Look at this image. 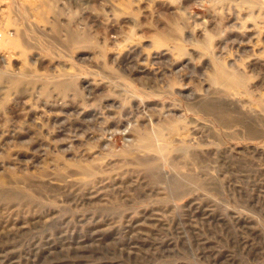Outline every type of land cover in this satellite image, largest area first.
Masks as SVG:
<instances>
[{
	"label": "rangeland",
	"instance_id": "obj_1",
	"mask_svg": "<svg viewBox=\"0 0 264 264\" xmlns=\"http://www.w3.org/2000/svg\"><path fill=\"white\" fill-rule=\"evenodd\" d=\"M0 264H264V0H0Z\"/></svg>",
	"mask_w": 264,
	"mask_h": 264
},
{
	"label": "bare ground",
	"instance_id": "obj_2",
	"mask_svg": "<svg viewBox=\"0 0 264 264\" xmlns=\"http://www.w3.org/2000/svg\"><path fill=\"white\" fill-rule=\"evenodd\" d=\"M163 35V34H162ZM164 36V35H163ZM160 40V39H159ZM163 40H164V37H163ZM220 72V71H219ZM223 72V71H222ZM218 74H220V73H218ZM217 74V75H218ZM221 75V74H220ZM217 78H219V79H222V77L221 76H219V77H217ZM228 78V77H227ZM214 79V78H213ZM225 81V80H224ZM231 82V81H230ZM236 82H237V80H236ZM232 83V82H231Z\"/></svg>",
	"mask_w": 264,
	"mask_h": 264
}]
</instances>
